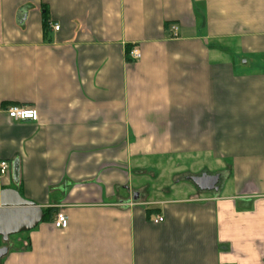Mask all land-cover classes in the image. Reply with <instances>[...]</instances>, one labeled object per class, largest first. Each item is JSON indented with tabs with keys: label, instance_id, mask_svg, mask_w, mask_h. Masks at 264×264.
<instances>
[{
	"label": "crops",
	"instance_id": "crops-1",
	"mask_svg": "<svg viewBox=\"0 0 264 264\" xmlns=\"http://www.w3.org/2000/svg\"><path fill=\"white\" fill-rule=\"evenodd\" d=\"M16 161L0 191L47 214L0 264H264V0H0V162ZM168 162L218 192L149 199L134 180Z\"/></svg>",
	"mask_w": 264,
	"mask_h": 264
},
{
	"label": "water",
	"instance_id": "water-1",
	"mask_svg": "<svg viewBox=\"0 0 264 264\" xmlns=\"http://www.w3.org/2000/svg\"><path fill=\"white\" fill-rule=\"evenodd\" d=\"M18 163L13 162L11 175L14 184L18 183ZM200 192H218L220 176L201 174L185 178ZM41 208L34 203L22 199L19 193L12 189L0 191V238L4 244L11 236L29 232L36 228L44 219ZM8 252V247L0 248V259Z\"/></svg>",
	"mask_w": 264,
	"mask_h": 264
},
{
	"label": "rangeland",
	"instance_id": "rangeland-1",
	"mask_svg": "<svg viewBox=\"0 0 264 264\" xmlns=\"http://www.w3.org/2000/svg\"><path fill=\"white\" fill-rule=\"evenodd\" d=\"M179 164L178 162H168L165 165H163V170H158L157 168V175L155 178H150L148 176H144L142 178L139 179H135V184H138L139 187L144 188L145 189V194L147 195V197L149 199H158L159 197H161V195H164L161 191H163V189H166L167 187H179L181 188V191L183 190V193L186 192V190H188V188L191 187V185L189 184V182H187L185 180V176L182 175L184 173H191V176H198L201 175L202 172H198L196 169L199 166L198 164H194L192 166V171L188 172V171H183L184 169H179ZM210 167V166H209ZM176 169L177 171L174 173V175L172 176V172L173 170ZM187 170V169H186ZM183 171V172H180ZM180 173V174H179ZM214 173L212 170H209V174ZM9 178L11 176V170L8 171L7 175L3 176V178ZM188 192H186L185 194H187ZM23 234V233H22ZM20 235V234H19ZM11 236L9 238L10 241H14L16 240L17 236ZM1 238H0V247L2 245L1 243ZM9 243V241L4 244V246H7Z\"/></svg>",
	"mask_w": 264,
	"mask_h": 264
},
{
	"label": "built area",
	"instance_id": "built-area-1",
	"mask_svg": "<svg viewBox=\"0 0 264 264\" xmlns=\"http://www.w3.org/2000/svg\"><path fill=\"white\" fill-rule=\"evenodd\" d=\"M176 26H171V31L173 34L177 32ZM53 29L55 31H58V26H54ZM131 60L136 61L140 58V53L137 49H132L129 53ZM7 117L14 122H37L38 120V113L34 108H21V107H8L4 110ZM11 165L6 162H0V177H3L7 175L8 171H10ZM162 222V218L158 217L156 221L154 220V223H160ZM67 217L62 212L59 211L55 214L54 221H53V227L55 229H65L67 227Z\"/></svg>",
	"mask_w": 264,
	"mask_h": 264
},
{
	"label": "trees",
	"instance_id": "trees-1",
	"mask_svg": "<svg viewBox=\"0 0 264 264\" xmlns=\"http://www.w3.org/2000/svg\"><path fill=\"white\" fill-rule=\"evenodd\" d=\"M43 18L45 19V15L43 16ZM45 21V20H44ZM46 214H47V212H45ZM46 214H45V216H46Z\"/></svg>",
	"mask_w": 264,
	"mask_h": 264
}]
</instances>
